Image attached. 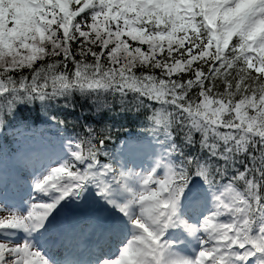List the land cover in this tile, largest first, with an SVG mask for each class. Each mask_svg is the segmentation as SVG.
<instances>
[{
  "label": "snow or ice",
  "instance_id": "obj_1",
  "mask_svg": "<svg viewBox=\"0 0 264 264\" xmlns=\"http://www.w3.org/2000/svg\"><path fill=\"white\" fill-rule=\"evenodd\" d=\"M32 111L55 133L0 191V264H61L70 204L74 264H264V0H0V136Z\"/></svg>",
  "mask_w": 264,
  "mask_h": 264
},
{
  "label": "rangeland",
  "instance_id": "obj_2",
  "mask_svg": "<svg viewBox=\"0 0 264 264\" xmlns=\"http://www.w3.org/2000/svg\"><path fill=\"white\" fill-rule=\"evenodd\" d=\"M26 134L20 135V137L15 141L19 146L11 152V154H7L4 156V151L0 149V191H6L11 200L19 201L22 198H26L29 192V183L31 178V173L33 170V161L30 160L27 163L23 164V161L26 160L25 156L30 155V153H26L24 155V151L28 149L29 152L33 148H36L34 145L26 144ZM38 141H36L37 143ZM21 144L24 145V148L21 149ZM24 157V159H23ZM75 212L78 215H88L78 209H76L71 204L64 209L60 216L64 214ZM85 217V216H83Z\"/></svg>",
  "mask_w": 264,
  "mask_h": 264
},
{
  "label": "trees",
  "instance_id": "obj_3",
  "mask_svg": "<svg viewBox=\"0 0 264 264\" xmlns=\"http://www.w3.org/2000/svg\"><path fill=\"white\" fill-rule=\"evenodd\" d=\"M79 100H77V111H80L79 108ZM25 117L24 123L27 124L29 127H25L22 130H32L37 129L38 127H41V131H55V129H49V126L46 125L43 122V116L38 111H32V112H26L23 114ZM100 118L97 117H89L87 122H95L94 126H98ZM136 122L130 121L128 118H121L120 116H117L115 119V126L119 129L118 132L115 134V138L113 141L110 142L112 146H114L115 142L121 138V136L124 135L126 132L125 129H131L133 132H138L139 126ZM80 130V129H76ZM73 130L71 127L69 128V132H72ZM12 131H9L5 136H0V145L1 143H7L9 138L12 135ZM145 134V133H144ZM146 135V134H145Z\"/></svg>",
  "mask_w": 264,
  "mask_h": 264
},
{
  "label": "bare ground",
  "instance_id": "obj_4",
  "mask_svg": "<svg viewBox=\"0 0 264 264\" xmlns=\"http://www.w3.org/2000/svg\"><path fill=\"white\" fill-rule=\"evenodd\" d=\"M58 221H59V220H58ZM58 221H57V222H58Z\"/></svg>",
  "mask_w": 264,
  "mask_h": 264
}]
</instances>
